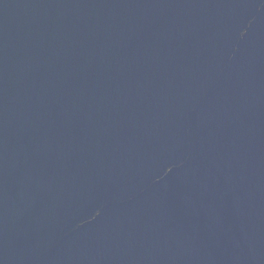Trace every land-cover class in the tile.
Returning a JSON list of instances; mask_svg holds the SVG:
<instances>
[{
	"label": "water",
	"instance_id": "95a60500",
	"mask_svg": "<svg viewBox=\"0 0 264 264\" xmlns=\"http://www.w3.org/2000/svg\"><path fill=\"white\" fill-rule=\"evenodd\" d=\"M0 264H264V0H0Z\"/></svg>",
	"mask_w": 264,
	"mask_h": 264
}]
</instances>
